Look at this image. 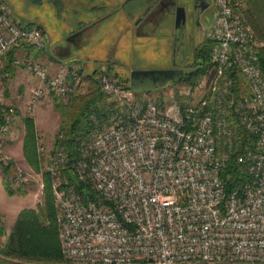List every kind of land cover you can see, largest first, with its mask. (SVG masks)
Listing matches in <instances>:
<instances>
[{
  "label": "built area",
  "instance_id": "built-area-1",
  "mask_svg": "<svg viewBox=\"0 0 264 264\" xmlns=\"http://www.w3.org/2000/svg\"><path fill=\"white\" fill-rule=\"evenodd\" d=\"M211 2L206 86L201 79L141 93L103 68L94 79L109 109L78 137L77 158L70 163L62 148L46 153L39 140L70 264H264L263 44L242 0ZM24 44L43 49L42 27L21 24L0 0V78L9 53ZM24 64L41 79L29 112L49 94L69 101L86 90L78 64L55 74ZM17 117L11 106L0 119L6 161L3 142ZM232 155L250 180L227 194L222 169ZM15 180L25 183L23 170ZM81 182L90 194L77 189Z\"/></svg>",
  "mask_w": 264,
  "mask_h": 264
},
{
  "label": "rangeland",
  "instance_id": "rangeland-1",
  "mask_svg": "<svg viewBox=\"0 0 264 264\" xmlns=\"http://www.w3.org/2000/svg\"><path fill=\"white\" fill-rule=\"evenodd\" d=\"M6 1L11 5L14 15L21 24L42 27L46 46L36 53L35 58L21 57L18 50L21 47L16 48L13 58L20 63H13L10 66L12 71H9L6 61L0 78V108L14 106L18 112L17 124L5 136L3 142V149L11 157V161H6L0 156V245H5L14 226L10 225L13 217L8 216L6 211L13 210L11 214L19 211L20 214L25 208H37L44 199L42 174L36 172L26 151V119L29 116L34 119L40 133L39 140L48 153L54 149L56 134L66 117L59 104L68 103V100L49 94L43 97L34 111L29 112L27 102L30 95L28 99L26 91L28 89L30 91L31 87L37 84L35 80L37 75L26 67L25 60L31 59L44 66L43 51L46 49L48 54L50 52L58 58L68 54L74 55L76 60L69 67L76 64L81 67L85 92L88 87L95 86L92 81L97 74L104 72L103 68L127 86L130 84H126L124 80L129 78L135 69L178 67L188 71L195 64V50L209 39L208 30L216 9L213 4L209 5L207 0H175L166 12L148 21L145 19L148 10L150 7L158 8L159 0ZM194 3H200L201 8L198 11L195 10ZM124 4L127 6L122 8ZM180 7L185 10V19L178 21L177 12ZM245 7L243 3V8ZM200 10L206 11L200 15ZM111 12H114L113 15L107 17L106 15ZM55 67L52 65L51 74L56 73ZM202 79L203 85L206 86L208 78L204 75ZM39 80L41 83L40 78ZM178 83L172 80L159 86L146 84L151 89L136 90L156 94L162 89L166 92L172 91ZM26 87L27 90H24ZM20 88L25 91L21 97ZM14 135H17L19 143L15 151H9L8 138ZM20 170L24 171L26 180L25 183L18 185L15 177ZM22 187L23 189H20ZM10 190L15 193L12 194ZM0 264H70V262L28 261L15 256L0 255Z\"/></svg>",
  "mask_w": 264,
  "mask_h": 264
},
{
  "label": "trees",
  "instance_id": "trees-1",
  "mask_svg": "<svg viewBox=\"0 0 264 264\" xmlns=\"http://www.w3.org/2000/svg\"><path fill=\"white\" fill-rule=\"evenodd\" d=\"M242 1L246 5L245 8H242V12L263 44L260 48V57L264 71V0ZM23 47L31 48L27 44H24ZM35 50L39 51L38 49ZM15 51L16 49L9 53L7 63L9 71H12L10 66L14 63ZM210 52L211 42L208 39L195 50L193 68L185 71V74L175 81L197 86L210 64ZM124 81L136 89L131 85L130 77ZM92 84L95 86L88 87L86 92L71 96L67 104H59L62 106L66 117L56 134L54 150L64 149L68 154L70 163L78 156V137L94 125L92 116L106 114L109 109L100 85L95 80L92 81ZM137 89L147 90L151 88L146 84H142ZM6 109L4 107L0 108V119H2ZM26 120V151L36 172L42 174L44 199L37 208H25L21 211L5 245H0V255L15 256L28 261L65 263L66 260L59 238L53 178L49 171L45 170L44 158L39 153L40 137L34 119L29 116ZM222 177L225 180L227 194L236 190L243 192L245 185L250 180L249 175L243 170L235 155H232L226 162L222 169ZM85 187L91 189L89 185L82 182L77 185L79 191H82ZM20 189H23V187ZM11 193L14 194L15 192L12 190Z\"/></svg>",
  "mask_w": 264,
  "mask_h": 264
},
{
  "label": "water",
  "instance_id": "water-1",
  "mask_svg": "<svg viewBox=\"0 0 264 264\" xmlns=\"http://www.w3.org/2000/svg\"><path fill=\"white\" fill-rule=\"evenodd\" d=\"M178 21L185 19V10L180 7L177 12ZM185 74L184 69L177 68H158V69H135L130 74L131 85L136 89L143 83L146 84V80H151L155 85H164L172 80L179 79ZM72 180L78 183V178L73 170L69 171ZM86 195L90 194L89 189H84Z\"/></svg>",
  "mask_w": 264,
  "mask_h": 264
},
{
  "label": "crops",
  "instance_id": "crops-1",
  "mask_svg": "<svg viewBox=\"0 0 264 264\" xmlns=\"http://www.w3.org/2000/svg\"><path fill=\"white\" fill-rule=\"evenodd\" d=\"M127 6V5H126ZM114 13V12H113ZM113 13L111 12V13H108V15H106L107 17L110 15H113ZM19 50V55L21 56V57H29V58H35L36 57V53H39V52H37L36 50H35V48H33V47H31V48H25V47H21L20 49H18ZM43 54H45L43 57H44V66L49 70V72H53V70H52V65H55L56 67H55V69L57 68V71H56V73L58 72V71H60V70H62V69H66V68H68L71 64H72V62L73 61H75L76 60V57H74V55H72V54H68V55H66L65 57H60V58H58V57H56L55 55H53V54H50V52H49V54H48V50L46 49V50H44L43 51ZM42 57V58H43ZM58 60V61H57ZM15 61V60H14ZM15 64V63H14ZM35 80H36V82H37V84H39L40 83V80H39V78L36 76L35 77ZM39 81V82H38ZM36 84V85H37ZM24 90H27V87L24 89ZM19 96L21 97L22 96V94H24V92L25 91H22V88H20V90H19ZM26 93H27V95H28V99H29V95H30V91H29V89H28V91H26ZM18 103H19V105H21L20 104V99H18ZM28 103V102H27ZM16 107H18L17 105H15ZM16 122L14 123V125H13V127L12 128H14V126H16ZM39 135H40V133H39ZM9 140H8V149H9V151H15V147H16V145L19 143V139L17 138V135H14V136H12L11 138H8ZM12 144V145H10V144ZM10 146H12V147H10ZM17 148V147H16ZM17 156H19V154H17ZM6 211V210H5ZM6 213H7V215L8 216H11V217H13V221L12 222H10V225H14V223H15V221H16V218L18 217V214H19V211H17V212H15L14 214H11V213H13V210L10 212V211H6ZM9 218V217H8Z\"/></svg>",
  "mask_w": 264,
  "mask_h": 264
},
{
  "label": "flooded vegetation",
  "instance_id": "flooded-vegetation-1",
  "mask_svg": "<svg viewBox=\"0 0 264 264\" xmlns=\"http://www.w3.org/2000/svg\"><path fill=\"white\" fill-rule=\"evenodd\" d=\"M128 1H130V0H127L126 2H128ZM207 1H208L209 5H212L211 0H207ZM157 3H160V6L158 8H153V7L151 8L150 7V9L148 10L147 16L145 18L148 21H152L154 18H157V16H159L163 12H166L167 8H169V6L171 4L175 3V0H159V2H157ZM125 7H126V4L122 5V8H125ZM194 7H195V10L198 11V9L201 8V5H200V3H194ZM117 10H116V12H117ZM205 11L206 10H200L199 11L200 15H202ZM77 35H79V34H77ZM171 68L181 69L178 67H171ZM145 83L154 86V84L151 80H146ZM155 86H159V85H155Z\"/></svg>",
  "mask_w": 264,
  "mask_h": 264
}]
</instances>
